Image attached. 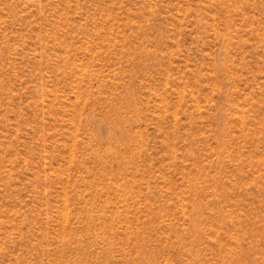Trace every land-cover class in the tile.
Segmentation results:
<instances>
[{
    "label": "rangeland",
    "instance_id": "rangeland-1",
    "mask_svg": "<svg viewBox=\"0 0 264 264\" xmlns=\"http://www.w3.org/2000/svg\"><path fill=\"white\" fill-rule=\"evenodd\" d=\"M0 264H264V0H0Z\"/></svg>",
    "mask_w": 264,
    "mask_h": 264
}]
</instances>
